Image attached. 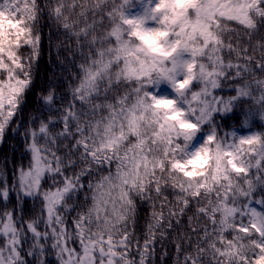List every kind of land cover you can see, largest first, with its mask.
Masks as SVG:
<instances>
[{
	"label": "snow or ice",
	"instance_id": "1",
	"mask_svg": "<svg viewBox=\"0 0 264 264\" xmlns=\"http://www.w3.org/2000/svg\"><path fill=\"white\" fill-rule=\"evenodd\" d=\"M21 130L0 264H264V0H0Z\"/></svg>",
	"mask_w": 264,
	"mask_h": 264
},
{
	"label": "trees",
	"instance_id": "2",
	"mask_svg": "<svg viewBox=\"0 0 264 264\" xmlns=\"http://www.w3.org/2000/svg\"><path fill=\"white\" fill-rule=\"evenodd\" d=\"M46 52V48H45ZM50 62L47 55H42L41 61L39 64V76L37 81V88L42 89L48 82L49 77L51 76V68L49 66ZM67 75V73H65ZM227 91V90H225ZM32 98H30L31 100ZM34 103H30L29 111L33 110ZM258 119V118H257ZM235 126V122H233ZM7 161L9 170L13 167L19 166L20 164L27 165L28 157L26 155L24 143L22 140V130L21 135L17 136L15 133L11 134L6 138L4 144L0 145V163ZM144 211L142 209L140 214V220L138 225V234L142 231L144 223ZM192 213L189 212V215ZM159 252V249L157 250ZM169 252L171 253V246L169 245Z\"/></svg>",
	"mask_w": 264,
	"mask_h": 264
}]
</instances>
